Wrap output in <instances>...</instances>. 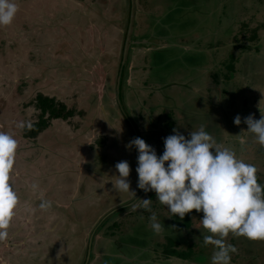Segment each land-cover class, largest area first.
Here are the masks:
<instances>
[{
	"label": "rangeland",
	"instance_id": "1",
	"mask_svg": "<svg viewBox=\"0 0 264 264\" xmlns=\"http://www.w3.org/2000/svg\"><path fill=\"white\" fill-rule=\"evenodd\" d=\"M15 3L12 24L0 27V131L18 142L10 182L19 204L0 242V264H210L203 213L193 210L190 225L175 231L155 192L138 188V150L126 146L139 137L160 157L174 128L187 139L203 125L255 165L264 186V148L244 123L264 112V0H135L122 84L130 122L115 99L127 0ZM37 93L73 113L25 137L16 125L38 119ZM121 161L130 166L127 193L113 190ZM42 199L52 202L48 211L39 208ZM139 199L152 200L159 235L151 213L132 210ZM171 239L183 257L163 252ZM226 243L238 249L231 264H264V241L229 234Z\"/></svg>",
	"mask_w": 264,
	"mask_h": 264
},
{
	"label": "clouds",
	"instance_id": "2",
	"mask_svg": "<svg viewBox=\"0 0 264 264\" xmlns=\"http://www.w3.org/2000/svg\"><path fill=\"white\" fill-rule=\"evenodd\" d=\"M18 11L15 0H0V27L11 25ZM244 123L247 132L264 148V112L258 120L249 115ZM234 124H241L239 115L234 118ZM16 127L31 130L32 124L20 121ZM173 133L164 139L165 150L160 157L139 137L126 146H135L138 150L137 186L145 193L154 191L156 200L167 207L169 218L178 216L183 221L193 210L202 212L203 246H214L210 264H231V256L238 254V249L226 243L229 234L250 241H264V186L258 183V170L255 165L238 159L233 149L217 143L203 125L198 131L190 132L187 139L178 128H174ZM245 143L243 139L240 141L241 150ZM17 148V140L0 131V242L7 240L8 228L19 204L10 182ZM115 168L119 175L112 181L113 190L129 192V163L118 162ZM31 189L36 191L38 184L33 183ZM151 204V199H139L131 208L151 213L150 227L159 235L164 227L158 222ZM51 207L52 202L43 199L39 205L42 211Z\"/></svg>",
	"mask_w": 264,
	"mask_h": 264
},
{
	"label": "trees",
	"instance_id": "3",
	"mask_svg": "<svg viewBox=\"0 0 264 264\" xmlns=\"http://www.w3.org/2000/svg\"><path fill=\"white\" fill-rule=\"evenodd\" d=\"M127 3H128L127 6H129L128 0H127ZM99 21H100V18H98V25L101 24V22H99ZM257 37H258V34L256 33V31H254V33L252 35H250L249 39L255 40V39H257ZM235 39L237 40L238 38L235 37ZM256 49H258V47H256ZM129 51H130V47L128 49V52ZM231 58L233 61V59L235 58L233 54L231 55ZM128 61H129V55L127 53V60H126L127 64H128ZM127 64L124 65V67L122 69V75H121L120 91H119L121 103L123 101L122 84L124 82L125 73H126L125 70H126ZM226 68L227 69L231 68L232 74H233V71H234L233 64L228 63ZM34 106L39 110L38 119L35 122H31V124H32L31 130H27V129L23 130V135L25 137H30V138L36 137L40 132H42L44 129H46L49 126V122L51 120L66 119L67 117L71 116L73 113V111L71 109H68L61 101H57V99H55L54 97H49V96L44 95L42 93L36 94ZM126 112H127V110H126ZM146 194L153 198L152 192H148ZM189 214H186L183 221H181L178 216L172 217V220H170V225L174 226L173 229L175 231H179L181 228H184V227L186 228L190 225L191 221H190ZM104 222H102L101 225H103ZM176 244H177V242L175 241V239L169 240V245H167L165 247L163 252L167 255L173 254V255L177 256L178 258H179V256L183 257L182 254H184L185 251L176 249Z\"/></svg>",
	"mask_w": 264,
	"mask_h": 264
},
{
	"label": "water",
	"instance_id": "4",
	"mask_svg": "<svg viewBox=\"0 0 264 264\" xmlns=\"http://www.w3.org/2000/svg\"><path fill=\"white\" fill-rule=\"evenodd\" d=\"M134 16H135V0H129L128 23H127L125 36H124V41H123V46H122V53H121V61H120L119 70H118L117 79H116V95H115L116 103L119 106V109H122L123 113H125V115H126L125 118L127 120L129 119V117L127 116L126 112L123 110V106H122V103H121V100H120V96H119V91H120V82H121L122 69H123L124 65L126 64L128 49H129L130 45L132 43H134V41L131 39V35H132V31H133ZM128 121L130 122V120H128ZM133 130L135 131L134 127H133ZM142 192H143V190H141V193ZM110 212H112V211H110ZM110 212L106 213L102 217L101 220H103L105 217H107ZM89 256H90V243L88 244V252H87V255H86V260L87 261L89 259Z\"/></svg>",
	"mask_w": 264,
	"mask_h": 264
}]
</instances>
